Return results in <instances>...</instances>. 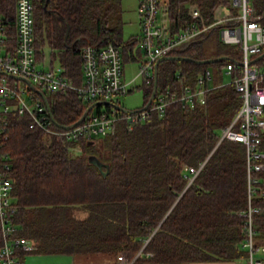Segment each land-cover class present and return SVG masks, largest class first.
<instances>
[{"label":"trees","instance_id":"1","mask_svg":"<svg viewBox=\"0 0 264 264\" xmlns=\"http://www.w3.org/2000/svg\"><path fill=\"white\" fill-rule=\"evenodd\" d=\"M15 1L0 0L8 41L14 39ZM158 1L159 20L171 35L198 21L190 15L191 8H197L203 22L210 24L216 7L228 4V0ZM32 3L36 58L42 59L48 51L71 76L82 47L113 43L125 59L131 58V47H139V37L123 39L124 0ZM250 3L251 20L264 21V0ZM226 25L211 27L170 54L194 60L220 56L239 60V46L219 38V30ZM263 61L264 57L259 62ZM226 63L161 61L157 93L193 87L200 72L206 68L212 71L214 87L205 94L204 105L183 109L173 104L164 114L151 113L131 126L119 121L93 144L46 138L28 128L23 116L10 114L2 151L9 156L11 196L15 199L12 220L18 208L83 207V220L72 223L68 252L101 253L115 259L125 254L132 264L233 262L245 258L247 252L241 244L246 220L240 215L248 205L245 148L241 142H218L221 129L240 106L233 86L220 85ZM151 90L152 84L141 86L140 107ZM44 94L61 125L76 122L92 103H82L73 92ZM101 108L107 111L108 106L97 105L96 113ZM260 147L264 150V132ZM190 169L197 172L193 174ZM252 177L256 180L250 199L255 208L253 241L260 246L264 245V171L253 172ZM15 236L21 237L18 231ZM22 253L17 249L19 258Z\"/></svg>","mask_w":264,"mask_h":264},{"label":"built area","instance_id":"2","mask_svg":"<svg viewBox=\"0 0 264 264\" xmlns=\"http://www.w3.org/2000/svg\"><path fill=\"white\" fill-rule=\"evenodd\" d=\"M137 11L142 58L136 75L130 80L123 78L122 51L113 43L82 47L79 52L80 72L75 78L67 76L61 69L56 71L51 66L46 69L44 61L36 58L33 47L32 0L15 1L13 41H8L6 26L0 17V264H21L16 255L17 249L24 252L33 249L29 241L15 236L12 224L15 207L11 202L9 156L2 151L7 140L5 132L10 114L23 116L28 128L41 132L46 138H56L62 142L84 140L93 144L99 137L110 133L119 121H126L131 126L134 122L146 120L151 113L164 114L167 107L173 104L183 109L204 105L205 94L214 87L212 71L206 68L197 75L193 87L185 85L170 93L155 92L145 109H142L143 105L133 112H124L106 105L107 111L101 108L96 113V105L80 123L63 128L52 121L39 94L22 80L2 73L28 79L43 93L73 92L82 103H115L113 99L117 96L153 84L154 64L159 57L171 55L173 50L193 41L211 27L224 23L228 25L219 30V38L225 44L238 45L240 58L227 60L222 71L229 81H222L220 85L233 86L240 99V106L229 124L221 129L218 142L226 139L244 145L248 205L240 214L246 220L241 248L247 252L243 258L247 264H264V245L257 246L253 241L252 215L255 208L250 203L256 188L252 173L264 171V150L260 147L264 132V61L259 62L264 56L252 62L264 52V23L251 20L253 7L250 0H228V4L217 6L210 24L204 23L198 9L193 7L190 15L198 21L189 23L174 35L168 33L159 20L158 0H138ZM218 11L220 13L217 15ZM190 171L193 174L197 172L193 169ZM116 264H132V261L125 254H119Z\"/></svg>","mask_w":264,"mask_h":264},{"label":"crops","instance_id":"3","mask_svg":"<svg viewBox=\"0 0 264 264\" xmlns=\"http://www.w3.org/2000/svg\"><path fill=\"white\" fill-rule=\"evenodd\" d=\"M135 18L136 31L135 37H140V22L138 13ZM131 58L123 57V78L127 79L125 66L128 63H139L141 51L138 45L131 47ZM44 61V56L42 59ZM53 61V59H52ZM52 61L49 66H52ZM128 62V63H126ZM126 63V64H125ZM59 68L64 74L71 78H75L79 72V64L75 69L73 76L66 72V68L58 63ZM138 83V81H137ZM79 152L78 149H75ZM15 199L11 196V202ZM83 220V207L77 209L72 208H53L47 206L41 209H33L31 207L18 208L15 217L12 220L14 232L20 233L32 245L33 249L24 252L20 256L21 264H116V259L106 254H86L82 252L66 251L69 243V234L73 221L79 222ZM99 256V257H98ZM200 263V262H199ZM189 263V264H199ZM233 262H204L203 264H232Z\"/></svg>","mask_w":264,"mask_h":264},{"label":"rangeland","instance_id":"4","mask_svg":"<svg viewBox=\"0 0 264 264\" xmlns=\"http://www.w3.org/2000/svg\"><path fill=\"white\" fill-rule=\"evenodd\" d=\"M137 5L138 0H124L123 4V15L122 19L124 22L122 33H123V39L127 40L131 35H134L136 31V23L135 18L137 17ZM217 8V7H216ZM215 11V10H214ZM220 13V11L217 12V15ZM264 23V21H261ZM209 50L212 51L213 47L211 44L208 46ZM142 58V56H141ZM140 58V59H141ZM52 59L48 51H44V66L46 69L49 68V65L51 63ZM128 63V62H126ZM125 63V64H126ZM52 66L54 70L57 71L59 68L58 62L56 60L52 61ZM40 67V66H39ZM138 64L134 62V64L128 63L125 66L126 69V76L127 79H131L136 75ZM222 81L228 82L229 78L228 76L224 75L222 78ZM140 82L137 83L139 85ZM115 103H119L121 106H123L126 109L134 110L136 108H139L142 105L143 99H142V92L141 90L134 89L131 93L117 96L113 99ZM105 109V108H103ZM92 112V111H91ZM99 257V256H98ZM204 262H200L199 264H203ZM225 263V262H223ZM232 264H247V261L245 259H237L233 261Z\"/></svg>","mask_w":264,"mask_h":264},{"label":"water","instance_id":"5","mask_svg":"<svg viewBox=\"0 0 264 264\" xmlns=\"http://www.w3.org/2000/svg\"><path fill=\"white\" fill-rule=\"evenodd\" d=\"M264 56V52L261 53L260 55H258L252 62L254 61H257L259 60L260 58H262ZM166 60H175V61H192L196 64H209V63H214V62H217V61H220V60H229V57L227 56H220V57H216V58H209V59H203V60H194L192 58H189V57H184V56H179V55H166V56H161L159 57L155 64H154V71H153V84H152V90H151V93H150V96L147 100V102L144 104V106L142 107V109H145L148 104L151 102L153 96L155 95V92H156V89H157V83H158V78H157V68H158V64L161 62V61H166ZM4 74L5 76H8V77H11V78H14V79H18V80H22L23 82H25L33 91H35L37 94H39L41 96V98L43 99L45 105H46V108L49 112V115L52 119V121L57 125V126H60V127H63V128H69L71 126H74L78 123H80L88 114V112L96 105H108L109 107H113L115 109H118V110H121V111H124V112H133L134 110H129V109H126L116 103H113V102H110V101H96V102H93L91 103L86 109L85 111L82 113L81 117L74 123L70 124V125H60L59 123H57L55 121V119L53 118L52 116V113H51V110H50V106H49V103H48V100L46 98V96L44 95V93L38 89H36L32 84L31 82L28 80V79H25L23 77H20V76H15V75H11V74H7V73H2ZM96 163V162H95ZM189 184V183H188Z\"/></svg>","mask_w":264,"mask_h":264}]
</instances>
